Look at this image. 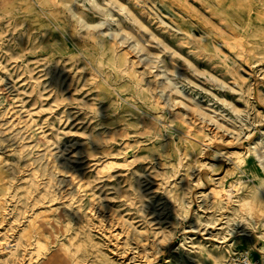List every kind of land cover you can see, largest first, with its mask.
Masks as SVG:
<instances>
[{
    "label": "rangeland",
    "instance_id": "rangeland-1",
    "mask_svg": "<svg viewBox=\"0 0 264 264\" xmlns=\"http://www.w3.org/2000/svg\"><path fill=\"white\" fill-rule=\"evenodd\" d=\"M219 1L0 0V264H264V0Z\"/></svg>",
    "mask_w": 264,
    "mask_h": 264
},
{
    "label": "bare ground",
    "instance_id": "bare-ground-1",
    "mask_svg": "<svg viewBox=\"0 0 264 264\" xmlns=\"http://www.w3.org/2000/svg\"><path fill=\"white\" fill-rule=\"evenodd\" d=\"M224 1V0H223ZM219 2H222V0H220ZM256 96H258V94L256 95ZM255 96V97H256ZM263 107H264V105H263ZM262 133H263V131H262ZM261 133V134H262ZM258 139H259V135H254V136H249V137H247V140L249 141L248 142V147H246V151H248V152H251L252 153V155H253V157H252V161H255L256 159L257 160H260L261 158H262V152L260 153V151H259V149H258V145H256L257 143H258ZM251 143L253 144V146L252 147H250L249 145H251ZM222 144V143H221ZM223 145V144H222ZM229 146V145H228ZM227 146V147H228ZM219 167H221V166H219ZM220 170H222V172H224V173H226L227 172V169H224V168H219ZM217 171L218 170H214L213 168H212V166H209L208 167V170H207V179L209 180H213L214 178H211V177H214L215 175H217ZM209 180V181H210ZM212 185V184H211ZM222 191H224L225 193V195L224 196H226V198H228V200H229V198L231 197L230 196V192H228V190H224L223 188H221L220 186H217V187H211L210 186V190H209V192L208 193H206V196H208V200L210 201V206H213V207H219L221 204H223L222 203V201L224 200V198H221L222 197V194H223V192ZM250 194H252V192L250 193ZM249 198H250V196H248ZM245 198V197H244ZM241 200V199H240ZM226 205V204H225ZM239 208H240V210L242 209L241 207H240V205H239ZM233 210V209H232ZM234 212H238V210H233ZM253 212V211H252ZM258 213H259V210H254V212L253 213H251L253 216H256V215H258ZM39 234H41V232L39 231Z\"/></svg>",
    "mask_w": 264,
    "mask_h": 264
}]
</instances>
